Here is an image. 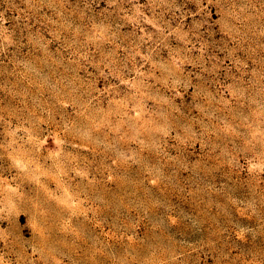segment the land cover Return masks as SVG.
I'll return each instance as SVG.
<instances>
[{
	"label": "rangeland",
	"instance_id": "1",
	"mask_svg": "<svg viewBox=\"0 0 264 264\" xmlns=\"http://www.w3.org/2000/svg\"><path fill=\"white\" fill-rule=\"evenodd\" d=\"M0 264H264V0H0Z\"/></svg>",
	"mask_w": 264,
	"mask_h": 264
}]
</instances>
